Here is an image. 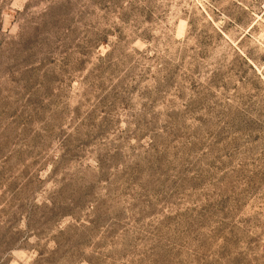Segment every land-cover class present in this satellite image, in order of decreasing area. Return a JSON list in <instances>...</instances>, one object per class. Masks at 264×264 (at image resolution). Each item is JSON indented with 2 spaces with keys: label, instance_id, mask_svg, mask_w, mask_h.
<instances>
[{
  "label": "rangeland",
  "instance_id": "1",
  "mask_svg": "<svg viewBox=\"0 0 264 264\" xmlns=\"http://www.w3.org/2000/svg\"><path fill=\"white\" fill-rule=\"evenodd\" d=\"M0 264H264V0H0Z\"/></svg>",
  "mask_w": 264,
  "mask_h": 264
}]
</instances>
